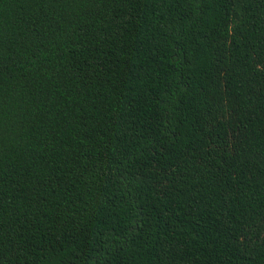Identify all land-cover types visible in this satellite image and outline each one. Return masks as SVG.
Masks as SVG:
<instances>
[{"label": "trees", "instance_id": "1", "mask_svg": "<svg viewBox=\"0 0 264 264\" xmlns=\"http://www.w3.org/2000/svg\"><path fill=\"white\" fill-rule=\"evenodd\" d=\"M0 264H264V0H0Z\"/></svg>", "mask_w": 264, "mask_h": 264}]
</instances>
